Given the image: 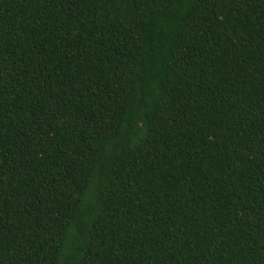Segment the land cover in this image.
Returning a JSON list of instances; mask_svg holds the SVG:
<instances>
[{
    "label": "trees",
    "instance_id": "trees-1",
    "mask_svg": "<svg viewBox=\"0 0 264 264\" xmlns=\"http://www.w3.org/2000/svg\"><path fill=\"white\" fill-rule=\"evenodd\" d=\"M0 264H264V0H0Z\"/></svg>",
    "mask_w": 264,
    "mask_h": 264
}]
</instances>
